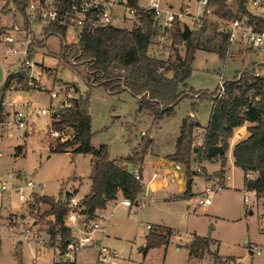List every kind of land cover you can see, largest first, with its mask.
Instances as JSON below:
<instances>
[{
  "label": "rangeland",
  "instance_id": "374dc122",
  "mask_svg": "<svg viewBox=\"0 0 264 264\" xmlns=\"http://www.w3.org/2000/svg\"><path fill=\"white\" fill-rule=\"evenodd\" d=\"M172 1L175 2L173 10L176 12H179L181 7L189 6V12L182 14L179 18L182 30L185 25L191 30H198L194 16H201L205 6L198 0ZM18 17L20 18L19 13L10 3L6 4L0 0V33L13 26ZM21 22L19 19V24ZM118 25L127 29L135 28L125 20H119ZM206 26L204 37L211 36L214 30L212 24L209 23ZM36 37L40 40L44 34L37 33ZM77 39L75 32L67 31L66 43H74ZM61 42L59 35H51L42 46L34 49L32 56L43 72L40 80L41 90L34 88L26 90L24 87L22 89L30 92L28 95L23 96L22 92L13 90L7 93V99L20 104L29 101L30 105L24 104L19 108H23L28 113H35L38 108L49 107L58 102L59 99L53 100L49 94L52 89L60 90L62 92L60 97L67 86L75 88L78 97L89 92L92 143L97 147L106 144L110 159L127 157L132 152L140 156L146 144L149 147L152 142L149 135L155 139V148L161 151H172L180 124L185 117L194 114L202 126H206L209 122L212 102L209 97L198 98L196 94L199 91L213 93L217 90L216 92L220 93L223 81L232 80L239 71L252 69L255 64L258 65L255 67V72L258 75L264 74V48L254 51L246 46L234 44L231 45L229 57L226 60L221 59L214 52L200 49L196 52L193 71L187 80V91L194 97L182 99L176 106L175 113L166 115L157 124L150 113L139 112L138 104L130 92L112 94L102 87L90 85L86 78L87 70L84 64L79 63L72 54L67 59L61 55ZM158 48L161 47L153 46L151 51L164 59L174 57L177 48L181 55L185 54V45L173 43L171 47L165 48L168 51L165 53L158 52ZM16 63L15 57L6 53L0 41V66L4 74L3 79L14 71L15 66L17 67ZM35 120L38 128L29 134L26 140L16 134L14 138L5 135L2 141L4 156L0 173L9 183H13L14 172L21 177L32 179L39 185L37 190H42L50 197L57 198L65 191L71 190H77V196L84 197L90 191L89 175L92 169V155L71 151H52L58 137L52 134L50 125L46 123V117L40 116ZM66 130L64 140L71 135V131ZM142 131H147L149 135L146 134L142 138ZM202 135L203 131H195V145L199 146L202 143ZM64 140L61 139V141ZM20 142L23 143L22 149L15 147ZM49 145H51L50 148ZM226 155L230 161V148ZM194 163L193 159V170ZM139 165L140 163L137 164ZM146 168L147 171L152 172L150 167ZM197 171L199 174L194 176L192 184L194 195L190 197L191 204H188L185 198L166 201L158 194H151L141 205L133 204L132 207L118 205L104 240L96 241L95 239L94 244L70 252L65 260L76 259V263L71 264H97L99 246L103 244L118 254L116 257L118 264H233L230 258L236 259V257L218 255L219 259L214 260L216 252L221 255L239 256L246 264H264V255L250 253L252 245L264 246V196L259 197L257 202L252 197L250 202L246 203L243 171L238 167H232L227 183L235 187L211 194L212 204L200 205L199 194L208 181L202 175L205 171L201 166L197 168ZM219 172H211L210 175H220ZM144 194L142 193L139 199ZM121 199L123 198L121 197L118 201ZM4 203L13 204L16 207L20 201L18 196L13 195L9 199L5 198ZM14 207L13 211H15ZM41 207L46 208V205L42 204ZM250 210L253 211L252 214ZM36 218L39 223L34 228L30 226L29 218L25 220L13 212L0 213L2 243L0 264H18L19 258L23 264H54V250L43 247V243L39 241L40 238H48L49 219L47 216ZM148 223L164 224L175 228L176 232L168 245L151 248L147 253L143 251V248L146 245V236L150 232L146 227ZM155 228L152 226V229ZM73 229L78 234L74 225ZM100 232L102 230L95 232V238L100 235ZM195 235L210 239V245L203 256L191 253L190 244ZM247 239L249 244H245ZM235 262H239L238 259Z\"/></svg>",
  "mask_w": 264,
  "mask_h": 264
},
{
  "label": "trees",
  "instance_id": "16d2710c",
  "mask_svg": "<svg viewBox=\"0 0 264 264\" xmlns=\"http://www.w3.org/2000/svg\"><path fill=\"white\" fill-rule=\"evenodd\" d=\"M3 1L6 4L14 1L23 11L22 0ZM133 4L136 5L137 2ZM208 9L214 16L226 20H232L239 12L246 14L255 29L264 28V19L249 13L243 0H207L206 11ZM140 12L141 25L133 29L100 28L94 34H83L77 43L66 44L67 30L52 26L53 32L47 33L43 39L36 40L35 43L41 46L51 35H59L62 39L61 55L67 59L72 54L79 63L84 64L90 85L102 87L112 94L130 92L137 98L139 110H148L157 121L174 113L176 106L185 97H194L187 91V80L193 71L196 52L200 49L214 52L221 59L226 60L229 57L231 42L229 35L220 32L217 24L207 18L203 26L198 30H191L185 40L177 18L171 35L174 45H185V54L181 55L177 48L174 57L164 59L150 51L152 38L157 33L151 13L142 9ZM209 23L214 26L213 34L204 37L206 25ZM256 66L258 65L255 64L252 69L239 71L232 80L223 81L220 93L216 90L213 93L199 91L196 94L198 98L209 97L212 102L210 119L203 134L202 144L199 146L194 144L195 131L201 124L197 122L194 114L189 115L181 122L176 150L168 157L184 165L188 178L193 177L194 153L206 159L220 157L222 166H225L230 139L236 129L247 124V135L234 145L233 155L235 165L244 171V188L255 190L257 196L261 197L264 196V74L258 75L255 72ZM8 80L4 89L11 81L23 82L26 90L30 88L22 73L11 74ZM89 98V92L74 98L70 107L61 109L55 114L51 128L71 131L70 137L66 140L61 141V138H57V144L52 147V151L91 154L94 159L90 175L91 190L84 197L87 213L91 217L96 209L105 208L109 200L116 199L119 192L124 198L137 202L143 191L142 178L137 179L135 173L131 174L128 164L131 163L134 168L141 163L147 154L148 144L141 151L140 156L132 152L121 160L110 159L106 144L97 147L92 143ZM214 145L222 146L225 152L210 156L209 148ZM19 149L22 147L20 146ZM249 171L255 172L256 176L248 178L246 173ZM196 174L199 172L196 171ZM193 195L190 186L185 191V197L190 198ZM37 198L49 206L40 217L54 215V220L47 222L51 240L54 241L60 234L65 244L67 239H71V228L64 223L67 211L61 200L62 196L56 198L42 195ZM174 234L175 230L170 227H156L150 230L143 251L168 245ZM1 245L0 240V250ZM209 245V238L195 235L190 244L191 253L203 256ZM217 259L219 256L215 255V260ZM230 260L234 262L233 264H243L236 263L233 258ZM18 264H23L21 258ZM54 264H62V261H54Z\"/></svg>",
  "mask_w": 264,
  "mask_h": 264
},
{
  "label": "built area",
  "instance_id": "2783aa9c",
  "mask_svg": "<svg viewBox=\"0 0 264 264\" xmlns=\"http://www.w3.org/2000/svg\"><path fill=\"white\" fill-rule=\"evenodd\" d=\"M135 1L137 2L136 5L133 4ZM198 1L205 6V11L201 16H194L197 28H201L207 18L217 24L220 32L229 35L231 45H243L254 51L264 48V28L262 30L255 29L248 15L239 12L232 20H226L214 16L209 9L206 11L207 0ZM243 1L249 13L264 19V0ZM22 2L23 11L17 7L14 1L10 2L13 9L19 13L20 18H17L13 26L0 33V41L6 53L15 57L17 61V68L0 82V110L2 108L0 112L2 116L0 118V172L4 156L2 141L6 134L10 137L16 130L23 131L25 135L33 133L38 128L35 119L40 116L46 117V123L51 128L55 114L61 109L70 107L72 100L78 97L77 90L69 86L65 88L62 97H60L62 93L60 90L52 89L49 94L53 100L59 99L57 103L51 104L49 107L38 108L35 113H28L23 108H18L8 115L6 111V93L10 90H18L22 93L28 92L22 89L24 88L23 82L11 81L10 85L4 89L11 74L22 73L30 88L36 90L42 88L40 86L43 75L42 68L37 65L32 56L34 49L40 47L35 43L38 39L36 37L37 33L44 34L45 37L47 33L53 32L51 30L52 26L63 27L67 31L72 30L76 33L78 39L74 43H77L83 34H94L100 28H123V26L118 25L119 20L130 22L135 27L140 26V10L142 9L151 13L153 25L157 31L152 38L150 51L153 46H158L161 47L158 48V52L165 53V48L171 47L173 44L171 31L177 18L189 12V6L181 7L179 12H176L173 10L174 3L164 0H22ZM19 19L22 21L21 24H19ZM151 53L154 54L153 51ZM24 104L30 105V102ZM51 130L53 135L62 140L65 139L66 129L58 131L51 128ZM234 135L238 139L243 138V133L240 131H235ZM134 173L137 179H141L140 165L137 166ZM246 176L254 178L256 173L249 171ZM10 183L0 173V213L13 212L18 214L20 218H23L24 215V219L29 218L30 226L35 228L39 223L36 217L40 216L49 207L48 204L40 202L37 198V196H42L37 190L39 185L32 179L21 177L20 174H14L13 183ZM223 188L224 185L220 179L206 184L204 190L199 194L198 203L200 205L210 204L212 202L211 194ZM244 190V201L246 203L250 202L252 195L257 196L255 190H247L246 188ZM13 195L18 196L20 204L16 207L13 204L6 206L3 203V198ZM61 200L67 211L64 223L65 226L71 228V239H67L64 244V238L58 234L55 240L52 241L51 235L47 232L48 238H40L39 240L43 243V247L54 250L55 261H62L65 254L94 244L95 232L102 230L109 219L104 208L96 209L89 217L84 197H78L75 194H63ZM121 202L125 206L133 204L129 198H124ZM42 204L46 205V208H42ZM12 207L15 208V211L9 209ZM47 219L53 221L54 215L47 216ZM73 225L78 228V234L75 233ZM148 228L151 229L152 226L148 225ZM33 231L36 232V230ZM63 246H65L64 249ZM250 253L258 256L264 255V246L252 245ZM117 255L109 247L101 244L98 250L97 264L115 263Z\"/></svg>",
  "mask_w": 264,
  "mask_h": 264
},
{
  "label": "crops",
  "instance_id": "0c3cea01",
  "mask_svg": "<svg viewBox=\"0 0 264 264\" xmlns=\"http://www.w3.org/2000/svg\"><path fill=\"white\" fill-rule=\"evenodd\" d=\"M167 1L173 2L174 6H175V2L174 1H172V0H167ZM16 68L17 67L15 66L14 70ZM3 76H4V74H3ZM10 91H13V90H10ZM10 91H8V92H10ZM7 93H6V102H7L6 111L8 112V115H10L15 109H18L19 106H21L23 104H20L17 101L8 100L7 99ZM29 93L30 92L22 93V94H23V96H25L26 94L28 95ZM135 100L137 102V98H135ZM139 112H141V113L142 112L150 113L148 110H143V111L139 110ZM174 113H175V111H174ZM174 113H172V114H174ZM153 119H154V117H153ZM163 119H161V120H163ZM161 120H157L155 122L157 124H159L161 122ZM197 122L200 123L199 121H197ZM206 126H202L201 125L200 127H198L196 129V131H198V130L203 131V134H204ZM180 127H181V124H180ZM180 127H179V131L177 133V136H176L174 149L172 151H161V150L155 148V144L156 143H155L154 137L149 135L147 131H142V133H141L142 138H143L144 135L148 134L149 138L152 139V142L150 143V146L148 147V153L145 155L144 160L140 163V174H141L142 183H143V191L140 193V195L142 193H145V194L140 199L138 197L137 202H133V204L141 205L143 202H146L147 197L150 196L151 194H158V195H160L162 197V199H164L166 201H176L178 199L185 198L186 202L188 204L192 203V200L190 198L185 197V191L187 190L188 187L191 186V192H193L192 184L194 182V176L196 175V173L193 174L192 182L190 184L189 183V179L190 178H188L186 176V173H185L186 169H185L184 165H182L181 163H179L177 161L171 160L168 157L170 154H173L175 152V150H176V142H177V139H178V137L180 135ZM235 131L242 132L243 133V138H244L247 135V124H245L244 126L236 129ZM15 134L18 135V136L24 137L25 140H26V138L29 137V134L25 135V133L23 131L16 130V131H14L12 136H10V138H14ZM202 138H203V135L201 136V139ZM239 140L240 139L235 137V135L230 139V147L229 148L231 149V159L229 161V157L226 155L227 160H226L225 166H222V160H221L220 157H215V158H212V159H206V158H203V157L199 156L197 153H194V155H193V159L195 160V163L193 165L194 171L196 172L197 168L201 166L204 169V171H205L202 175H204L206 177V179L208 181L207 183H210V182H212V181H214L216 179H220L222 181L223 185H224L223 189L229 188V187H233L234 188L235 186L234 185L229 186L227 181L230 178V170L232 169V167H237L235 165V158H234V155H233V148H234V145ZM201 144L202 143H200V145ZM22 145H23V143L20 142L15 147H20V146L22 147ZM50 147H51V145H49V148ZM135 147H133V148H135ZM228 150L226 151V154H227ZM124 157H126V156H122V157H119V158H116V159H113V160H121ZM93 162H94V159L92 157L91 166H93ZM147 166L151 168L152 172L151 171L149 172V171L146 170ZM136 169H137V166L133 168L134 171ZM91 171H92V169H91ZM217 171H220L219 172L220 175H212V176L210 175L211 172H217ZM14 174H18V173L14 172L12 174V176ZM243 174H244V171H243ZM90 175H91V173H90ZM90 175H89V179H90ZM81 183H82V180H81ZM91 184H92V181L90 179V190H91ZM243 189H244V180H243ZM77 192H78L77 190H73V191L71 190V191H65L64 194H75V195H78ZM39 193L41 195H47L42 190H39ZM11 197L12 196H9L8 198L4 197L3 198V203H4L5 198L9 199ZM121 197L124 199V197L122 196V193L119 192L116 199L109 200L107 202L106 207L104 209L106 210V213L109 216V219L105 223V225H104V227L102 229V232H100V235H97V237L95 238L96 241H102V240H104L105 236L108 235L109 225H110L112 217L114 216L115 208L118 205L119 206H124V207H132L133 206V204L131 206L123 205L122 202H121L123 199L118 201ZM252 197H254V201L257 202L259 197L258 196L255 197L254 195H252L251 198ZM210 204H212V202ZM5 205L7 206L9 204L6 203ZM12 208H9V209L13 210ZM250 213L252 214L253 211L250 210ZM148 225L155 226V227H170V226H167V225H164V224H149L148 223V224H146L147 228H148ZM170 228H172L176 232L175 228H173V227H170ZM76 229L78 230V228H76ZM148 229H149V231L152 230V228L151 229L148 228ZM209 234H211V233H209ZM247 240H246L247 242L245 241V244H249V239H247ZM120 247H122V245H120ZM149 250L147 251V253L149 252ZM68 254H70V253H68ZM68 254H65L63 256L64 258H62V264L76 263V259H74V261H72L70 259L65 260V258H67L69 256ZM215 254L216 255H220L222 257H227V256L236 257V259H238V261H239V262H236V263L246 264L245 262L242 261V259L239 256H236V255H221L218 252L214 253V260H215ZM233 259H235V258H233ZM236 259H235V261H236ZM97 260H98V258H97ZM113 264H118L117 260Z\"/></svg>",
  "mask_w": 264,
  "mask_h": 264
},
{
  "label": "water",
  "instance_id": "95a60500",
  "mask_svg": "<svg viewBox=\"0 0 264 264\" xmlns=\"http://www.w3.org/2000/svg\"><path fill=\"white\" fill-rule=\"evenodd\" d=\"M190 33H191V29L189 28V26L185 25L183 33H182L183 38L186 40L188 38V36L190 35ZM2 79H3V70H2V67L0 66V82L2 81ZM224 152H225L224 148L222 146H219V145H214V146H211L209 148V155L210 156H214L215 154H222ZM128 170L131 174L134 173L133 165L131 163L128 164ZM195 173L196 172L193 171V174H195ZM191 182H192V177L189 179L190 184H191ZM22 217L24 218V215Z\"/></svg>",
  "mask_w": 264,
  "mask_h": 264
}]
</instances>
